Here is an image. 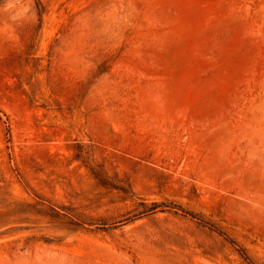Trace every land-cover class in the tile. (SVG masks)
Here are the masks:
<instances>
[{
    "label": "rangeland",
    "instance_id": "obj_1",
    "mask_svg": "<svg viewBox=\"0 0 264 264\" xmlns=\"http://www.w3.org/2000/svg\"><path fill=\"white\" fill-rule=\"evenodd\" d=\"M0 264H264V0H0Z\"/></svg>",
    "mask_w": 264,
    "mask_h": 264
}]
</instances>
